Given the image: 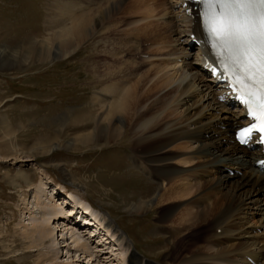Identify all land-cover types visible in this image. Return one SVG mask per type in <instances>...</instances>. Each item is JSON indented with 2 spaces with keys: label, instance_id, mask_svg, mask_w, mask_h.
<instances>
[{
  "label": "bare ground",
  "instance_id": "bare-ground-1",
  "mask_svg": "<svg viewBox=\"0 0 264 264\" xmlns=\"http://www.w3.org/2000/svg\"><path fill=\"white\" fill-rule=\"evenodd\" d=\"M140 1L142 4L146 2ZM149 1L155 12V7L163 11L160 17H167L168 23L147 22V19H144L147 22L145 26L130 27L127 35H121L119 38L121 45L133 60L139 57L135 63L138 66L132 67L134 64H128L116 51L115 31L107 28V24L114 22L115 18L123 19L121 14L127 8L123 5L124 0L51 1L52 10L64 12L62 19H67V15H70L68 25L49 29L52 33L49 32L44 38L26 40L16 49L0 45V65L11 69L13 66L21 67L31 58H34L35 62L56 60L83 47L90 50L85 62L88 65L91 61L95 62L93 67H87L88 72L93 73L95 83L103 88L107 87L106 84L110 80L114 83L120 82L124 78L133 77L134 73L140 76L138 83L131 85L128 90L126 87L114 88L111 99H107L105 93L96 96L94 103H99L101 108L93 118V130L79 134L70 143L107 146L125 141L136 151L135 162L145 166L152 179L166 183V186H159V192L152 199L141 200L139 204L133 205L130 209L133 213L150 212L157 203L164 205L159 219L167 221L179 205L188 201L185 206L188 210L184 209L180 218L183 221V218L188 217L187 221H183L184 224L159 228L164 230L170 239H174L172 254L160 264H252L247 258L256 264H264V235L253 232L257 228L247 223L255 212L254 215L261 216L262 222L258 220L261 222L259 227L264 228V172L254 165V162L261 158L259 151L238 148L232 141L234 126L244 122L242 113L239 110L231 111L228 103L218 101L214 80L203 67L200 48L194 44L189 46L196 48L193 63L189 64L184 60L185 57L192 56L187 47L189 35L197 33V24H193L177 7V3L184 0ZM83 5L91 7V12L85 14ZM152 14L147 13L148 16ZM53 20L51 26L61 27V20ZM134 21L136 20L131 21L130 26L137 23ZM145 38L150 41L143 44L151 43L148 45L157 46L158 52L162 51L161 45L165 43H177L176 47H180L181 54L177 58L168 53L160 55L151 64L157 65L149 67L142 57L150 55L144 49L147 45L141 47ZM127 52L121 53L126 55ZM109 54L115 57L111 62L100 57ZM24 57L27 59L24 60ZM172 60H175V66L181 61L182 70L177 69L174 77L162 76L160 72L172 64L169 63ZM146 67L148 69L144 71ZM159 73L162 74V80L158 77ZM153 75V80H150ZM139 85L152 88L138 95L136 91ZM170 86L172 87L169 89ZM180 103L186 106L184 118L187 129L177 123H170L174 117L165 114L171 105ZM173 108L169 112L174 113ZM193 146H196V150L194 149L195 152L186 161L203 159L206 160V167L198 165L194 168L195 165L190 169H179L171 163L173 156L178 152L193 149ZM54 147L52 145V151ZM47 153L50 154L51 150ZM56 166L65 173L68 183L77 187V190L82 188L71 177L66 167ZM206 168L212 175L207 174ZM229 170L238 171L240 174L233 173L232 176ZM197 171L198 173H195ZM201 175L206 179L213 177L209 182L213 191L195 196L198 191H204L207 183H200L205 180L198 179ZM45 178H41L40 182L31 188L34 203L36 202L41 215L30 213V222H24L23 227L21 226V236L28 249L35 252L36 264H79L84 261H88L84 264H152L145 263L133 245H130V237H127L129 240L124 238L125 232L118 235L121 230H113L107 217L94 209L90 202L83 201L68 190L63 192L65 188L61 190L54 186L51 189V183ZM245 208L251 213L250 217L246 216ZM194 209L196 211H192ZM77 219L88 226H79ZM239 224L242 227L237 228ZM104 226H110L113 233L110 230L106 232ZM204 226L215 231L209 232ZM217 229H220V233L216 232ZM203 230L207 232V237L202 239L203 245L199 243L201 246L198 247L196 243L197 247L194 245L196 248L193 250L190 249L192 245H183L188 234ZM127 257L128 263H125Z\"/></svg>",
  "mask_w": 264,
  "mask_h": 264
},
{
  "label": "rangeland",
  "instance_id": "rangeland-1",
  "mask_svg": "<svg viewBox=\"0 0 264 264\" xmlns=\"http://www.w3.org/2000/svg\"><path fill=\"white\" fill-rule=\"evenodd\" d=\"M51 1L53 0H0V45L16 49L18 45L26 40L44 38L49 32L52 33L49 29H58L68 25L70 15H67V19H62L64 12L52 10ZM149 2V0H146L142 4L140 0H124L123 5L127 8L121 14L123 19L118 20L115 18L114 22L107 24L108 29L112 28L115 31L116 51L128 64L133 63L132 67L138 66L135 63L139 57L133 60L126 48L121 45L119 38L121 35H127V30L130 27L134 28L136 26V24H133V26H130V24L137 14V20L134 22L138 23L140 21L145 26L146 18L144 17L147 16V13L155 10ZM155 8L157 12H153V14L155 13L158 19H155L154 22L161 23L165 21L164 23H166L167 17H160L163 15V11L159 7ZM83 9L85 14L92 10L91 7L84 5ZM154 15L151 16L154 17ZM151 16L149 21L153 18ZM53 18L61 20V27L51 26L54 21ZM148 41L150 40L145 38L141 43V47L147 45V48H142L149 53H153L149 57L157 55L158 58V56L168 53L171 57L177 58L181 54L179 52L180 47H176L177 43H165V45H161L160 49L163 52H158L157 46H149L151 43L143 44ZM169 46L172 47L169 48ZM189 49L188 51L192 54L191 61H188L190 64L194 60L195 47H189ZM121 52H127V54L122 55ZM89 55L90 50L82 47L73 54L56 60L35 62V59L31 58L21 67L13 66L10 67L11 69L0 65V264H36V254L33 250L28 249V245L22 238L21 226L23 227L24 222H30L28 220L30 213L41 215V211L36 207V202L34 203L31 188L35 187L41 178L46 176L48 178L45 179L51 183L49 186L51 189L54 186L59 187L61 190L65 188V190H62L63 192L68 190V192L75 193L80 199H82V196L95 207L101 209V211L99 210L100 213L103 211L102 213L107 217L108 222H111L118 232V229L121 230L118 235L125 232L124 238L128 239L129 236L135 240V247L141 256L137 254L145 263L160 264L162 261L168 260L172 254L174 239H170L169 235L164 230H159V228L179 226L188 219L187 217V219L183 218V221L180 220L183 210L187 208L185 206L188 205V201L179 205L167 221L159 219L164 205L160 206L157 203L156 208H153L154 210L152 209V211L145 214H136L130 211L132 206L139 204L141 200L148 201L152 199L159 192V186H166V183L162 180L155 181L152 179L145 166L135 162L137 154L136 151L131 149L129 143L120 141L119 144L107 146L98 144L84 146L80 143H70L79 134L93 130V118L101 108L98 105L99 103H94L96 96L105 93L107 99H111L114 88L126 87L128 90L131 85L134 86L138 83L140 78L134 73L133 77L124 78L120 82L114 83L110 80L106 84L107 87L103 88L95 83L96 79L93 73L88 72L87 67L95 65L94 61H91L89 65L85 62ZM100 57L109 62L115 58L113 54L100 55ZM23 59L26 60L27 57ZM174 61L172 60L169 63H174ZM144 62H147V60ZM155 65L157 64L148 65L147 62L149 67ZM169 65L175 66V64ZM187 67L191 68V66ZM171 68L170 66L167 69L165 68L160 72L163 75L159 73L158 77L161 78L166 75L174 77ZM147 69L146 67L144 71H147ZM153 78L154 75L150 80H153ZM172 82L173 80H171ZM161 84L162 81H160ZM151 88L152 86L139 85L136 94L142 95ZM178 105H171L165 114L168 113L167 115L174 117L170 120V123H177L187 129L184 118L186 106L181 103ZM171 107L175 108H173L174 113L169 112L172 110ZM101 112L103 111L101 110ZM52 145L55 146L53 151ZM45 147L47 150H45ZM194 149L196 150V146H193V149L189 148V150L178 152L173 156L171 163L179 169H190L195 165L194 168L198 165L206 167V160L203 159H196L192 162L186 161V159L191 158V155L195 152ZM48 150H51L50 154L47 153ZM56 165L66 167L71 177L82 188L79 187L77 190V187L68 183L65 173ZM206 169L207 174H211L209 169ZM195 173H198V171ZM225 173H227V170ZM204 178L203 175L198 176L199 180ZM211 180H213V177L205 178L203 182H200H207L204 191L196 189L198 193L193 194L202 196L213 191L209 184ZM245 209L246 216L250 217L251 213L247 208ZM254 213L251 215L252 217L256 216ZM260 217L257 216L256 218L260 220ZM256 218L251 219V222H254ZM261 222H259L260 226ZM114 227L112 229L116 230ZM204 227L209 229L208 226ZM240 227H242L241 224L237 226V228ZM212 231L215 230L209 229V232ZM199 232L200 234H198ZM199 232L195 231L188 234L185 238L187 241L184 239L183 245L185 247L192 245L190 246L191 250L201 246L200 244L203 245L202 239L207 237V232L204 230ZM124 238H122L123 241ZM130 243V245H133L131 239ZM118 257L122 258L121 255H118ZM86 262L88 263V261H84L83 263L79 262V264Z\"/></svg>",
  "mask_w": 264,
  "mask_h": 264
},
{
  "label": "snow or ice",
  "instance_id": "snow-or-ice-1",
  "mask_svg": "<svg viewBox=\"0 0 264 264\" xmlns=\"http://www.w3.org/2000/svg\"><path fill=\"white\" fill-rule=\"evenodd\" d=\"M217 67L252 123L238 139L258 133L264 143V0H197ZM264 166V161L260 162Z\"/></svg>",
  "mask_w": 264,
  "mask_h": 264
}]
</instances>
